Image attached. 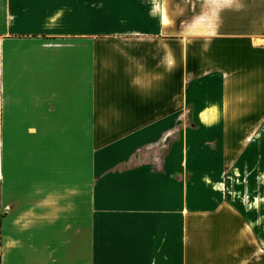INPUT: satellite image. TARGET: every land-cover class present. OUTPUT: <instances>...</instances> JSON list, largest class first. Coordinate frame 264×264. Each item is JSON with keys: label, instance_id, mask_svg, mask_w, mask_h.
Returning <instances> with one entry per match:
<instances>
[{"label": "crops", "instance_id": "crops-1", "mask_svg": "<svg viewBox=\"0 0 264 264\" xmlns=\"http://www.w3.org/2000/svg\"><path fill=\"white\" fill-rule=\"evenodd\" d=\"M0 134V264H264V0H0Z\"/></svg>", "mask_w": 264, "mask_h": 264}, {"label": "rangeland", "instance_id": "rangeland-1", "mask_svg": "<svg viewBox=\"0 0 264 264\" xmlns=\"http://www.w3.org/2000/svg\"><path fill=\"white\" fill-rule=\"evenodd\" d=\"M14 136L18 139L19 136H23V135H14ZM93 136L94 135H92V142H91V160H92V163H95V165H92V170H94V171H96V173H98L99 171H97V169L101 170L102 168H105L107 170V169L115 168L116 160H114V158H115L114 155L111 157V159H108V157H107L108 153H110V152L113 154L115 153V150H116L115 146L117 145V144L116 145L114 144L116 142V140H113V139H115V138H112L110 141L107 140V141H109L108 143H110V147H111L110 149H107L104 147L105 143L98 141L96 138L94 139ZM173 136L176 137L177 135H173ZM1 142H2V134H0V144H1ZM108 143H107V145H108ZM157 143L158 142H156V147H158ZM140 144H139L140 147L138 146V149L141 148ZM143 144L146 145L147 147L150 145L149 142H146ZM146 152H147V148L140 150L141 154L146 153ZM101 172H103V171H101ZM235 172L237 175V178H236L237 182L236 183H241V185L236 184L235 190L237 192L242 193L243 192V190H242V178L244 175L242 174V171H240L239 169H235ZM228 180L229 179L227 178V173H225L223 175V179H221V182L223 181L225 187H226V183ZM230 181H231V178H230ZM218 184L219 183H216V185H218ZM251 204L252 203H250V206H251ZM257 232L258 231L256 230V233ZM263 233H264V231H263ZM258 234H259V232H258ZM258 243H259V246L257 245L258 247L256 246V248L257 249L261 248L263 250V252L260 251V253H264V237H262L261 241H258ZM139 264H148V263H139ZM170 264H180V263L172 261V262H170Z\"/></svg>", "mask_w": 264, "mask_h": 264}]
</instances>
